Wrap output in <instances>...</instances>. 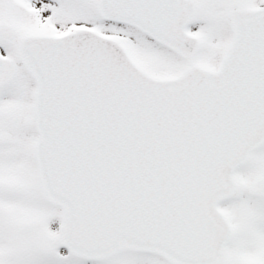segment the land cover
I'll use <instances>...</instances> for the list:
<instances>
[{
    "label": "snow or ice",
    "instance_id": "snow-or-ice-1",
    "mask_svg": "<svg viewBox=\"0 0 264 264\" xmlns=\"http://www.w3.org/2000/svg\"><path fill=\"white\" fill-rule=\"evenodd\" d=\"M0 264H264V0H0Z\"/></svg>",
    "mask_w": 264,
    "mask_h": 264
}]
</instances>
